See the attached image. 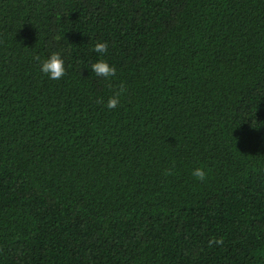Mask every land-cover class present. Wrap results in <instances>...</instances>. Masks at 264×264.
<instances>
[{
    "label": "trees",
    "instance_id": "1",
    "mask_svg": "<svg viewBox=\"0 0 264 264\" xmlns=\"http://www.w3.org/2000/svg\"><path fill=\"white\" fill-rule=\"evenodd\" d=\"M0 264H264V0H0Z\"/></svg>",
    "mask_w": 264,
    "mask_h": 264
},
{
    "label": "clouds",
    "instance_id": "2",
    "mask_svg": "<svg viewBox=\"0 0 264 264\" xmlns=\"http://www.w3.org/2000/svg\"><path fill=\"white\" fill-rule=\"evenodd\" d=\"M93 51L97 53L101 57V59L90 65L91 72L94 73L97 77H101L104 80L110 81L113 77L116 76L117 70L114 66H111L106 59H104L109 51L108 43L97 42L93 48ZM36 59L39 60L40 58L37 57ZM39 68L41 73L51 80L58 81L66 75L65 61L62 59L61 55L56 52H53L48 58L41 61ZM109 87H111V84H109ZM125 91L126 89L124 85L121 84L119 86V89L115 90L113 95L109 97L106 107L109 110L116 109L119 106L120 98ZM170 174V172L166 173V175ZM193 176L198 181L203 182L206 180L207 173L205 170L197 168L194 170ZM223 242V238H220L219 240L213 238L211 241H209V246H212V244L222 245Z\"/></svg>",
    "mask_w": 264,
    "mask_h": 264
}]
</instances>
